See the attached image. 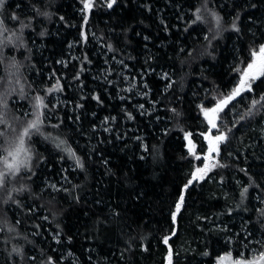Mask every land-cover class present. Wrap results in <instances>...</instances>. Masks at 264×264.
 <instances>
[{"label":"trees","instance_id":"16d2710c","mask_svg":"<svg viewBox=\"0 0 264 264\" xmlns=\"http://www.w3.org/2000/svg\"><path fill=\"white\" fill-rule=\"evenodd\" d=\"M85 2L0 7V264L258 258L264 75L218 111V162L193 174L206 111L264 45V0Z\"/></svg>","mask_w":264,"mask_h":264},{"label":"snow or ice","instance_id":"6c2138e0","mask_svg":"<svg viewBox=\"0 0 264 264\" xmlns=\"http://www.w3.org/2000/svg\"><path fill=\"white\" fill-rule=\"evenodd\" d=\"M5 0H0V7L3 6ZM115 3V0H111L110 3H108V7L111 8L112 5ZM90 7V2H88V0H86L85 2V9ZM13 19H16L15 17H13ZM197 19H199V17H197ZM217 22H219V18H217ZM235 24H233V28H235ZM238 31V29H236ZM252 56H253V62L248 64L247 69H245L244 73L241 76L239 85L237 86V88H235L233 90V92L226 97L224 100H222L220 103L217 104V106L213 109L207 110L205 115L207 117V112H218V111H222L223 107H225L231 100H233L237 95L240 94L241 91L245 90V86H247L248 90H251V85L247 84L246 82V77H248L250 75V70L253 69V67L256 65L257 60L260 61L261 67L264 68V45H260L258 50H253L252 51ZM261 74H264V72H262ZM253 79H255V76L252 77ZM53 89H49V91H52ZM96 99H99L98 97H95ZM38 101V105L37 107L40 106V104H42L41 98L37 97L36 98ZM262 100H264V97H261ZM257 103V101H253V106ZM141 107H143L141 105ZM208 122L211 125V128L209 129V131H211L212 128L216 127V124L213 122V120L211 118H208ZM4 123L3 117L2 115H0V124ZM30 128H36L37 127V123L34 121L29 125ZM28 134V129H24V133L23 135H27ZM0 135H3L2 132H0ZM205 139H209V152H213V151H218V142H222L224 140L227 139L226 135H224L223 133L216 135L214 137V140L217 142L216 144H214L212 142V139H210L207 135L205 136ZM20 146L23 145V139L20 138L19 141ZM21 150V147H17L15 150V153L12 151L8 152V156L13 158V161H15L16 159V154L19 153V151ZM69 152L71 153V150L69 149ZM72 155H74V153H71ZM197 159H199V157H197ZM205 159H207V157H205ZM6 166L9 168H13V164L12 163H8L7 159L5 160ZM77 164H79V160H77ZM82 166V165H80ZM18 167V166H17ZM201 169H197V172H201ZM193 177L195 178V173L193 174ZM202 178V177H201ZM189 183H191V181H189ZM245 191H247V189H245ZM183 200V197H181V201ZM180 203L177 204L176 206V210L177 212L180 209ZM173 219H175V213L173 214ZM168 238L166 237L164 242L167 243ZM171 251V250H170ZM49 262L51 264V258H49ZM235 264H264V252L260 253V256L256 259H254L253 261H236Z\"/></svg>","mask_w":264,"mask_h":264},{"label":"rangeland","instance_id":"374dc122","mask_svg":"<svg viewBox=\"0 0 264 264\" xmlns=\"http://www.w3.org/2000/svg\"><path fill=\"white\" fill-rule=\"evenodd\" d=\"M90 7H91V3H90ZM262 72H264V68L261 67L260 61L257 60L256 65L253 67V69L250 70V75L248 77H246L247 84L252 85V83L254 81L260 79L264 75V74H261ZM253 76H255V79L252 78ZM245 89H247V86H245ZM215 116H216L215 117V121H217V122H215V124L217 125V127H219V128L221 127V129L214 130V131H212V130L209 131L208 130V132L203 134V140H206V143H207V151H206V154L204 156V164L202 165V167L198 168V169L202 170L201 172H197V169L194 172L195 173V177L198 178L199 180L204 179L208 175L209 171L214 166V164H216L218 162V158H219V154H220V147L226 141V140H224L222 142H218V151H213V152H209L208 151V149H209V139H205V136L207 135L210 139H212V142L214 144H216L217 142L214 140V137L216 135H219V134L223 133L222 127H223L224 122H225L224 118H223V115H221V113H219V112H216ZM208 118H211V116L208 115V117L205 119V121L209 124ZM210 128H211V125L209 124V129ZM188 144H189V150L194 152L196 150V145L193 142H191L190 139H188ZM205 157H207V159H205ZM20 169H21V167L19 168V170ZM253 243L254 242L251 241L249 245H251ZM257 243L259 244V242H257ZM256 248L257 247L250 248L251 252L253 253V251L256 250ZM236 261H243V260L234 258V257H232V255H230V256L223 257L216 264H235Z\"/></svg>","mask_w":264,"mask_h":264},{"label":"water","instance_id":"95a60500","mask_svg":"<svg viewBox=\"0 0 264 264\" xmlns=\"http://www.w3.org/2000/svg\"><path fill=\"white\" fill-rule=\"evenodd\" d=\"M226 107V106H225ZM225 107H223V109L225 108ZM216 113V112H215ZM215 113L214 112H212L211 114H212V116H213V122L215 123V122H217V121H215ZM218 129H221V127L219 128V127H217V125H216V127L215 128H212L211 130L212 131H214V130H218Z\"/></svg>","mask_w":264,"mask_h":264},{"label":"flooded vegetation","instance_id":"af4514ba","mask_svg":"<svg viewBox=\"0 0 264 264\" xmlns=\"http://www.w3.org/2000/svg\"><path fill=\"white\" fill-rule=\"evenodd\" d=\"M210 116H211V118L213 119V116H212V114H210Z\"/></svg>","mask_w":264,"mask_h":264}]
</instances>
